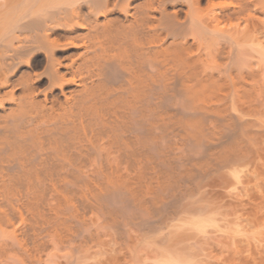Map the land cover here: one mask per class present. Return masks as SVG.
Instances as JSON below:
<instances>
[{"label": "bare ground", "instance_id": "6f19581e", "mask_svg": "<svg viewBox=\"0 0 264 264\" xmlns=\"http://www.w3.org/2000/svg\"><path fill=\"white\" fill-rule=\"evenodd\" d=\"M213 235L264 251V0H0V256Z\"/></svg>", "mask_w": 264, "mask_h": 264}, {"label": "rangeland", "instance_id": "374dc122", "mask_svg": "<svg viewBox=\"0 0 264 264\" xmlns=\"http://www.w3.org/2000/svg\"><path fill=\"white\" fill-rule=\"evenodd\" d=\"M207 240H206L205 246L207 247L208 250L206 249V253L204 251V254H203L204 264H208V263L209 264H264V251H261V254H260V252L256 253V252H258V251H255L257 249H253V248H252L253 250H250L251 252L250 251H244L245 248L241 250V249L237 248V246L235 244H233V242L231 240L226 239L224 237L221 238L220 235H213L212 237L208 238ZM207 243H209V244H207ZM262 250H264V248ZM65 252L66 251L64 249L59 250V252H57L58 254L56 255L57 257L56 256L54 257L52 264H68V263H70V264H84V262L83 263L82 262L81 263L75 262L74 258H76L77 255H75V257L73 258V256H71L70 254H67ZM247 253H249V254H247ZM64 254H67V255H64ZM205 254H207V255H205ZM154 255H155V257H154ZM210 255L212 256L211 258H210ZM147 257L148 258L147 259L145 258L144 260L140 259L138 264H163L162 262L159 261V259L157 258V253H155V252H151L150 254H148ZM8 260H10V261H8ZM20 261H18V259L13 260V258H11V257H9V259H7V257L4 258V256H2V255L0 256V264H4V263L5 264H21L22 262L25 264L30 263L29 261L26 263L25 258H24V261H23V259L21 262ZM211 262H213V263H211Z\"/></svg>", "mask_w": 264, "mask_h": 264}]
</instances>
